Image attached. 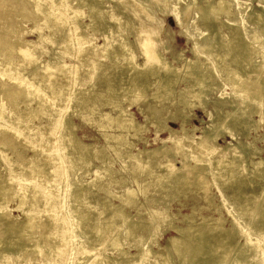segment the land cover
I'll return each instance as SVG.
<instances>
[{
  "label": "bare ground",
  "instance_id": "6f19581e",
  "mask_svg": "<svg viewBox=\"0 0 264 264\" xmlns=\"http://www.w3.org/2000/svg\"><path fill=\"white\" fill-rule=\"evenodd\" d=\"M87 1L90 2V0ZM136 1L138 4L145 5L148 0ZM154 1L159 4L158 9L163 13H168L171 9V15L177 21H175L176 24L182 26L185 32H190L191 23L184 21V14L189 11L192 5L191 0H187L182 7L180 6L182 0ZM170 1L173 5L169 4ZM205 1L204 6H197L199 9L197 20L199 26L203 27L208 34H204L202 39L196 42L198 52L193 49L194 59L185 61L187 62L184 64L185 66L179 68L173 67L171 61L168 62L165 57L160 55L156 44H154V38L150 35V29L143 25L142 21L143 26L140 24L136 40L143 60L142 62L130 61L133 59L131 53L134 49L130 42L126 43L124 30L131 29L136 22L128 14L132 6H126L127 2L126 5H123L124 2L122 4L121 1L116 0L111 8L105 7L103 1L87 3L90 6L87 13H84L82 6L86 0H16V5L11 3L13 0H0V64H6V69L14 73L5 84L1 82L0 94L2 101H7L13 109V113L18 115L17 119H12L9 112L0 111L2 117L12 121L7 128L14 132L9 135L6 127L0 128V217L2 219L10 215L4 214V211L10 201L16 200L17 208L24 213V221L20 224V235L28 240H33V244L28 248L26 245H19L15 248V244L11 242L6 244L7 238L2 235L0 237V264H11L7 257L11 253L23 255L20 260H24V264H32V260L36 259L37 253L40 251H43L44 256L43 260L37 264H62L66 254L68 264H91L93 262L92 252L97 246L103 244L105 239L109 238L113 247L120 249L121 238H135L137 232L140 231H146L148 235H140L138 243L131 242L132 246L138 247L135 254L130 255L123 252L120 259L110 262L109 257L105 256L103 262L107 264H146L155 254L151 249V238L156 236V230L161 223L166 224V229L175 230L178 235H171L168 238L167 244L163 247L165 253H159L162 260H157V264H174L170 259L172 254L178 257V264H264V187L258 186L260 191L255 190L251 197H246L247 193L251 192L247 187H250L249 181L252 176L264 180V157L260 156L261 148H254L250 142H243L239 137L248 134V127L251 125L249 112H253V104L248 101L239 103L234 99L226 100L224 97L216 99V105L230 106L231 109L220 110L216 107V116L208 126V131L203 129L201 135L195 139L193 131L196 127L188 129L185 125V109L194 104L188 99V95L193 96L202 107H205L204 92L206 91L204 89L209 90L213 86L219 85L213 79V66L216 68L224 66V79L229 81V85L233 86L235 91L240 89L247 95H251L252 98H259V103L264 105V70L259 72L260 74L255 73L258 81L252 89H248L242 80L244 76L253 72L254 66H264V53L260 52L261 48L264 49V35H258L259 30L246 25L247 21H252L251 24L254 25H260V23H264V18L263 15H255L256 11L254 10V13H249L247 11L249 6L244 0ZM231 2H236L237 5ZM74 4H77L78 7H74ZM144 7L153 12L149 6L145 5ZM227 11H230V17L221 18V15H225ZM9 15L18 16V20L21 18V22L9 21L10 18L8 21H4L3 19ZM84 15L89 17V22L86 21L85 24L82 19ZM125 16L129 18L122 24L121 19ZM112 18L114 20L111 24L109 20ZM154 18H156L154 14H150L148 17V19ZM37 19L43 22L42 25L34 24L30 29L23 28L28 21ZM106 24L113 29V35H115L113 38L119 39V45L117 43L114 45L115 40L110 34H106L101 43L93 44L92 35L85 30L88 27L98 29L101 26H107ZM262 26L264 25L262 24ZM222 27L227 28L228 32L222 31ZM44 28H47L49 33L42 35L39 32ZM243 28L248 31L243 33ZM28 31H37L38 40L50 42L52 46L43 48L39 41L23 39V35ZM217 34H221L220 37ZM161 43L162 40H160ZM112 46L116 47L114 56L107 53L110 52L109 49ZM40 48L41 50L37 52V49ZM125 48H127L126 51ZM43 54L46 57H43ZM200 54H203L205 59H199ZM23 55L25 62H21ZM33 55L36 56L37 64H31L28 59ZM106 55L107 58H105ZM66 57L70 59L69 62L64 61ZM254 58H259L260 61L252 62L251 60ZM124 59L129 61L122 63ZM80 65L86 68L84 67L81 71ZM160 69L163 74L159 76V81L155 79L158 82L152 87L155 82L151 78L158 75ZM82 74H86L84 83L92 84L94 79H98L93 85L97 89L95 92H89L87 89L82 90L83 83L80 81ZM189 75L192 78H189ZM179 80H187L185 87L176 88V83ZM175 93H178V98ZM127 95L128 99H130L129 97L132 99L127 105L122 106L121 102ZM150 99H154V103H151ZM166 100L176 104L174 111L168 109L167 118L179 119L178 129L170 127L166 122V117L160 116L161 109L159 107ZM34 101L37 103L36 106L32 105ZM134 102L146 103L145 108L138 106L144 115L145 123L135 122L132 113L128 111L127 106ZM104 106L116 108L115 114L113 115L107 110L101 111ZM163 106L165 107L164 104ZM144 110H147L146 114H144ZM189 113L191 112L189 111ZM94 114L104 115L108 121L115 122L121 130L127 131L128 134L132 129L133 133L127 137L121 132L118 134L105 132L103 134L106 140L112 137L115 141L112 148L119 157H126L137 162L140 161L141 154L150 157L163 152L181 150H185L186 153H194L195 162L193 165H188V169L193 174L192 177L186 173L173 172L176 169L169 161H166L165 164L170 171L150 174L153 176L152 183L162 179L166 181L160 187L162 197H170V189L180 191L184 184H200L196 178L206 174V166L203 162L216 151L215 145L210 141L211 137L214 138L209 133L210 131L219 134L223 129L231 137L236 138L237 144L227 143L221 148L224 152L231 151L232 157L230 159L219 158L213 160L211 164L213 168L220 165L218 177L225 179L224 188L239 203L238 212L232 214L230 226H222L221 221L224 217L220 215L218 218H211L213 219V221L210 220L213 222L211 224L199 223L202 224L201 227H195L188 222L186 226L178 227L173 224V213L167 214L163 210L152 208H146L154 216L152 220H144L140 214H137L138 220H132V216L125 214L121 206L122 204L140 203L138 202V193L143 192L141 188H126L124 193L113 194L120 199L121 203L119 204L111 203L106 199L107 197L92 199L87 195L86 191L93 192L92 186L101 187L94 183L99 176L89 178L88 182H84L78 177L75 180L73 175L81 169L76 166L75 160H82L87 164L90 156L100 154L102 155L100 157L101 166L107 170L105 175L110 179L112 176L109 169V158L106 154L103 155L107 151L106 147L97 148L94 143H84L81 138L75 135V124L71 122L72 115L79 116L85 123L92 121L91 117ZM33 119H37L38 123ZM160 121L163 123L161 129L169 131L171 145H167L165 140H162V145L154 149H143L144 151L138 150L134 153L131 149L134 147L136 137L141 138V131L145 130L148 125H156ZM23 122L25 124H22ZM252 125L254 129L258 128L255 121ZM17 129L24 136L31 135L25 131H32L38 136L43 135L45 139L42 147L30 145L29 142L19 144L14 142L13 138ZM57 129L58 131H56ZM57 145H59L60 151L56 148ZM243 146L250 147L248 152L252 157L251 167L240 158ZM5 147L8 149L6 150ZM28 150L31 155L24 154ZM64 158L69 162L62 163ZM3 159L8 161L9 166L2 162ZM156 162L157 160L145 161L142 171H146L151 164L154 165ZM64 164L63 170L73 172L68 175L67 179L64 178L63 172L58 171L59 167ZM8 167H10V172L18 175L15 180L11 177L7 178L6 173H3ZM124 168L127 167L124 166ZM86 169H89L88 165ZM97 169H99L98 165ZM136 175L133 176L136 177ZM30 180L43 184L44 189L30 184ZM126 180V176L122 175L115 181L124 182ZM71 184H73L72 187ZM87 185L89 189L86 190ZM254 185L251 184L252 187ZM219 187L222 188L220 185ZM59 191L62 192V195L54 200ZM206 199L210 201V197H206ZM148 200L154 204L161 202L154 196ZM57 202L63 204V209L58 208ZM28 204L35 207L44 204L41 209L49 216L48 222H41L42 218L38 216L36 222L38 224L35 226L32 222L34 214L29 210H24ZM88 204L93 207L95 205L110 206L113 212L98 215L96 211L95 213L91 212L92 208H86ZM82 207L86 210H83ZM92 214L96 218L92 223H89ZM116 216H122L129 221L128 227L122 229L123 231L120 233L115 231L118 225L115 223ZM182 217L183 219L187 218V221L192 220L189 214ZM208 224L210 226L205 229L204 227H207ZM37 227L40 228V236L33 238ZM235 235L242 241L235 243L232 240ZM29 258L33 259L29 260Z\"/></svg>",
  "mask_w": 264,
  "mask_h": 264
},
{
  "label": "rangeland",
  "instance_id": "374dc122",
  "mask_svg": "<svg viewBox=\"0 0 264 264\" xmlns=\"http://www.w3.org/2000/svg\"><path fill=\"white\" fill-rule=\"evenodd\" d=\"M17 1H19V0H17ZM72 1H75V0H72ZM101 1L105 2V7H107V8H109V7L111 8L113 6V4L116 2V0H90V2H88L86 0V3H84L85 6L84 5L82 6V10H83L82 12L87 13L89 6H90L89 5L90 3H99ZM117 1L118 2L121 1L120 3L124 2V4L122 3L123 5H126V2H127L126 6H128V5L132 6L130 8V10L128 11V14H129V16H132L136 22V24H134V27H132L133 29L132 28L131 29L126 28L124 30L126 43L130 42L133 49H134L133 53H131L133 59H130V61L135 60L134 62H136V60H137V62H142V60H143V57H142L143 55L141 54V51L137 45V40H136L137 34L139 33V30H140V27H139L140 24H141V26L145 25L146 27H148L150 29V31H151L150 35H152V37L154 38V41H155L154 44H156V47L159 50L160 55L163 58L165 57V59L168 60V62L171 61L170 63L173 67L176 66L179 68H182L183 66H185L184 64L187 63L185 61H187V60L189 61V60H191V58L194 59L193 49L196 52H198V49H196L197 48L196 42L200 41L204 34L205 35L208 34L207 31H205V29L203 27L199 26V21L197 20L198 19L197 15H198V10H199L197 6L198 5L204 6V4L206 3L205 0H191L192 5L190 6L189 11H187L184 14V21L185 22L189 21V23H191L190 27H189V30L191 33L185 32L184 29L182 28V26L176 24L177 21L171 15L172 14L171 9L168 13L161 12L158 9L159 4L156 3V1H154V0H148L145 4V5L149 6V8H151L153 10V12H150L148 9H146L144 7L145 6L144 4H140V3L138 4L136 0H120V1L117 0ZM186 1L187 0H182V2H181L182 4L180 6L181 7L184 6L186 4ZM244 1L249 6L248 10H247L249 13H254V11H256L255 15L260 14V16L263 15V18H264V0H244ZM11 3L12 4L15 3L14 5H16V0H13V2H11ZM87 3H89V4H87ZM231 3L237 5L236 2H231ZM169 4L173 5V3L171 1L169 2ZM74 7H78L77 4H74ZM150 14H154L156 18L148 19ZM230 15H231L230 11H227L225 13V15H223V14L221 15V18L230 17ZM84 16L82 19H83V23L85 24V23L89 22V17H86V16L84 17ZM7 17H5V19H3V20L8 21L10 18L9 21H16L18 23L21 22L20 21L21 18L18 20V16L9 15L8 19H7ZM185 17L187 18V20ZM13 18H14V20H12ZM128 18H129L128 16L123 17L121 19V23L123 24V22L125 20H128ZM252 18H253V16H252ZM113 20H114V18L110 19L109 22L112 24ZM141 21H142L143 25H142ZM42 23L43 22L39 21L38 19L28 21L23 28L30 29L34 24L42 25ZM246 23H247L246 25L248 27H252V28L255 27V29L259 30L258 35H260V36L264 35V26H262V24L264 25V23H260V25L251 24L252 21H247ZM88 28L87 29L85 28V30L88 32V34L92 35L93 44L101 43L104 39V36H106V34H110L112 36V38L115 36V35H113L114 34L113 29L109 28L108 25L107 26H101L98 29L93 28V27H88ZM130 30H132V31L130 32ZM221 30L224 32H228V29L225 27H222ZM246 31H248V30H246V28H243L242 32L245 33ZM31 32L28 31L27 33H25L23 35V39H25V40L26 39L27 40L33 39V40L39 41L40 42L39 44L43 48H50L52 46V43H50V42H46V41L44 42L41 39L38 40L39 34L37 31H33L32 33ZM39 33H41L42 35L48 34L49 30L47 28H44ZM128 34H130V35H128ZM99 35H101V36H99ZM220 35H218V37H220ZM222 35L224 36V34H222ZM168 36H169V40H168ZM97 37H98V39H96ZM113 39L115 40L114 45L116 43H117V45H119V42H118L119 39H117V38H113ZM160 40H162L161 44H160ZM163 44H165V45L163 46ZM165 46H166L167 50H164V49H166V48H164ZM40 50H41V48L37 49V52H39ZM115 50H116V47L112 46V48L110 47V49H109L110 52H107V53H111L114 56ZM123 50H124V48H123ZM126 50H127V48H125V51ZM176 52H178V53H176ZM260 52L264 53V49L261 48ZM29 53H32V52H29ZM127 53H129V52H127ZM176 55H178V56H176ZM31 56H32V54H31ZM199 56H200L199 59H201V60L205 59V56L203 54H200ZM43 57H46V55L43 54ZM0 58H1V55H0ZM105 58H107V55ZM173 58L175 61L173 60ZM25 59H27V58L25 57ZM28 59L31 62V64L32 63L33 64L38 63L35 55H33L32 58L29 57ZM68 59L66 57V58H64V61L69 62L70 59L69 60ZM128 61H129L128 59L127 60L124 59L122 63H125ZM251 61L256 62V61H260V59L254 58ZM16 62H18V61H16ZM21 62H25L24 55L22 57ZM30 66H33V65H30ZM84 67L85 66H83V65L79 66L81 71L83 70ZM6 68H7L6 64H0V85L5 84V82L9 80L8 78L11 77L12 74H14L13 71H9ZM212 68H213V72H214L213 79L219 85L215 86V87L213 86L212 89H209V90L208 89L206 90V88L204 89V91H206V92H204L205 93V97H204L205 107H202L200 102L197 99H195L193 96L188 95V99L191 102H193L195 105L193 104L192 105L193 107L187 106V108L185 109V117H186L185 125H186V128L191 129V128L196 127L195 130L193 131V133H194L193 138L195 139V138H197V136L201 135L203 129L208 131V129H209L208 126L212 122L213 118L216 116V107H218L220 110L231 109L230 106H221L220 107V106L216 105V103H215L216 99L224 97V98H226V100L234 99V100H237L239 103L243 102V101H248L249 103L253 104V106H254L252 108L253 112H249L250 120L252 121V122L250 121L251 129H249V127H250L249 126L248 127V134L242 135L239 137L243 142H247V143L250 142L252 147L261 148L262 152L260 153L261 154L260 156L264 157V152H263L264 151V111H263L264 105L259 103V101H258L259 98L258 99L254 98V97L252 98L251 95H247L244 91H242L240 89H237V91H235L232 88L233 86L229 85V81L224 79V76H225L224 75V66H221L220 68H216L215 66H213ZM262 70H264L263 65L258 66V67L254 66L253 72L243 77L242 80L244 81V85L246 84L248 89H252L255 87V85L257 84V81H258V79L256 78V74H260L259 72H262ZM1 74L4 76H2ZM161 74H163V72H161V69H160L158 75L156 74L155 76H153L151 78V80H153V82H155L152 85V87L155 86V84L159 81V76ZM189 78H192V76L189 75ZM80 79H81L80 81L83 83L82 84L83 85L82 90L87 89V90H89V92H95L97 90L96 87H93V85L96 84L95 82H97L98 79H96V80L94 79L93 80L94 82L92 81V84L84 83V80L86 79V74L85 75L82 74V76H80ZM155 79L158 81H156ZM1 82H2V84H1ZM185 83H187V80H185V81L179 80V82L176 83V88L178 89L179 87L180 88L185 87ZM151 89H149V90L151 91ZM106 92H107V90H106ZM144 95H146V93H144ZM175 95L178 98V93H175ZM1 97H2V95L0 94V111L5 110L6 112H9V114H11L12 119H17L18 115L13 113V109H11L12 108L11 105L7 101H4V100L2 101ZM143 97H145V96H143ZM129 98L132 99L131 97H129ZM130 99H128V95L125 96V99L123 98L121 105L122 106L127 105L129 103ZM142 99L143 98H141V100ZM150 101H151V103H154V99L153 100L150 99ZM34 103H35V105H34ZM36 104H37L36 101L32 102L33 106H36ZM163 104L165 105V107L163 106ZM139 105L142 106L143 108L146 107L145 102H138V103L134 102L132 105L127 106V109L130 113H132V118L135 122L138 121L140 123H145L144 122V115L138 109ZM175 107H176V104L170 103L168 100H166L165 102H162L159 109H161L160 116L162 115V116L166 117V122L169 124V126L174 128V129H178L179 125H180V120L179 119L174 120V119L167 118L168 113H169L168 111L169 110L174 111ZM99 110H100V108H99ZM102 110L110 111L114 115L116 108L104 106V107H102L101 111ZM189 111L191 113H189ZM186 112H187V114H186ZM146 113H147V110L146 111L144 110V114H146ZM91 119H92V121H90V122L87 121L84 123L81 121L79 116L77 117L76 115H72L71 116V122L75 124V135L77 137L81 138V140L84 143H94L97 148H105L106 147L107 151H106V153H103V155L106 154L107 158H109V162H110L109 169L112 172L111 179H110V177L105 175L107 170L101 166L102 164H101L100 157L102 155H100V154H96V156L95 155L90 156L89 162L87 164H85V162L82 160H75L76 166L81 168L80 170H78L73 175L75 177V180H76V177H78L80 180L82 179V181L88 182L89 178L91 179L92 177L99 176V178H97L96 182L94 181V183H97L99 185V187L101 185V187L96 188L95 186H92L91 190L93 192H89V190L86 191L87 195L92 197V199H96V198L99 199V198L107 197L106 199H108V201H110L111 203L119 204V203H121L120 199L118 197L114 196L113 194L124 193V190L126 188H134V189H138V188L140 189L141 188V190H143V192L138 193V202H140L141 205H140V203H136L135 205L122 204V206H121V209L125 212V214L132 216V218H131L132 220H138L139 214L142 216V219H144V220H149V221L152 220L154 218V216L152 215V213H150V211L146 210V208H152L154 210H159V209L163 210V212L167 213V214L173 213L174 214V218H172L173 224L178 226V227L186 226L187 222L189 224L195 226V227H201L203 223H209V224L213 223L212 222L213 219H211V218H218V217H220V215H222L224 217L223 221H221L222 226H224V227L230 226V223L232 220V214H236L238 212L237 206L239 203L236 202L234 200L233 196L228 194L227 193L228 191H226V188H224L225 179L218 177V170H220V168H221L220 165L217 166L216 168H213L211 166V164H212L213 160H216L219 158L230 159L232 157L231 151L224 152L221 150V148L224 147L225 145H227V143H230L232 145L237 144L236 138L234 139L233 137H231L223 129H222L221 133H219V134H215V131H210L209 133H211V135L214 137V138L211 137L210 141L215 145L216 151L213 154H211V156L207 157L204 162L202 161L203 164L206 166V174H205V176L199 175L196 178L200 184H198V185H196V184L195 185L194 184H190V185L184 184V186L181 187L180 191L170 189V193H171L170 197H168V196L162 197L161 193H160L161 192L160 187L166 181L164 179H162L161 181H157V182L152 183L151 179L153 176L150 174L152 172L163 173L164 171H170L168 166L165 164L166 161H169L171 163V165L176 169L173 172L186 173L192 177L193 174H191V171L188 169V167H189L188 165L194 164V162H195V159L193 157L194 153L190 152V151H189L190 153H186V152H184L185 150H183V151L181 150V151L163 152V153L157 154V156H150V157H148V156L146 157L144 154H141L140 155V161H137V162L133 161L132 159H128L126 157H119L112 148L113 144H115V141L112 139V137L109 140H106L105 137L103 136V134L105 132L114 133V134H118L121 132V133H123L122 135L127 137L130 133H133L132 129L130 130V132L128 134L127 131L121 130L120 127H118L115 122L108 121V119L105 118L104 115L99 116L97 114H94L91 117ZM33 120H35V122L38 123L37 119H33ZM42 121H43V119H42ZM253 121H255L258 128H255V129L253 128L254 127L252 125ZM10 123H12L11 120L6 119L0 115V128L1 129H2V127L7 128ZM22 124H25V123L23 122ZM162 125H163V123L161 121L158 122L156 125H151V124L148 125V127H146L145 130L141 131V134H142L140 136L141 138L138 139L136 137V139L134 140V147H132L131 150H133V152L136 153L138 150L154 149V148L158 147L159 145H162V140H165L167 145H171V138H170V135L168 133L169 131L167 129L162 130L161 129ZM7 131H8L7 133L9 135H12L14 133V132H12V130H8V128H7ZM56 131H58V129ZM25 132L28 134H31V135L24 136L20 130L16 131L14 134L15 137L13 138L14 142H16L17 144L22 143V142H29L30 145L33 144L37 147H42V143L44 142V139H45L43 135L38 136L37 133L33 134L32 131H25ZM35 139H37V140L35 141ZM108 146H111V147L108 148ZM187 147L188 146H186V148ZM56 148H58V151H60L59 145H57ZM248 148L250 149V147H248ZM248 148L246 146L242 147L243 152L240 155V158L244 161L245 164H247L249 167H251L250 160L252 159V157L250 156V154L248 152L249 151ZM5 149L7 150L8 147L7 148L5 147ZM24 154L31 155V152L28 150V151H25ZM149 160H157V162L154 165L151 164V166L149 168H147L146 171H142V166L145 165L144 164L145 161L149 162ZM2 162L4 164L6 163V165L9 166L8 161L3 159ZM63 162L68 163L69 160L64 158L62 163ZM87 165H88L89 169H86ZM97 165L99 166V169L96 170ZM124 166H126L127 168H124ZM64 168H65V164L62 165L61 167H59L58 171L63 172V174L65 175L64 178L67 179L68 175L72 174L73 172L71 170L65 171V170H63ZM3 173L4 174L6 173L7 178L11 177V178H14V180L18 176V175H15L14 173L10 172V167H8L7 170H4ZM136 174H138V175H136ZM122 175L126 176V179H127L126 181H124V182L115 181V180L119 179ZM133 175H136V177H134ZM30 181H31V182H29L30 184H35L38 188L44 189L43 184H41L39 182L32 181V180H30ZM113 181H115V182H113ZM147 181H149V182H147ZM170 182H171V180H170ZM68 183H70V182H68ZM249 183H251L253 185L256 184V185H254V187H252L250 184V187L249 186L247 187L249 192L250 191L251 192L247 193L246 197H251L252 192H254L255 190L260 191V188H258V186L264 187V180L260 179L258 177H255V176H252L250 178ZM219 185L222 186V188H220ZM72 186H73V184H71V187ZM87 189H89L88 185L86 187V190ZM184 191H185V195H184ZM59 195H62L61 191H59L58 194L54 197V200ZM151 196H154V197L160 199L161 202L156 203V204L151 203V201L148 200V198H150ZM260 196H262V195H260ZM206 197L207 198L210 197V201H208L206 199ZM16 205H17L16 200L10 201L7 205L6 210L4 211V214H6V215L10 214V215L6 216L5 218H2V219L0 217V237L2 235L6 236V238H7L6 244L8 242H11L12 244H15V246H14L15 248L19 245L20 246L26 245V247L28 248L31 246V244H33V240L32 239L28 240L27 238H24L22 235H20L21 234V232H20L21 231V225L20 224L24 221V213L22 212V210L18 209ZM56 205L58 206L59 209H63L62 203L57 202ZM43 206H44V204H39L37 207L28 204L24 208V210H26V211L29 210L32 214H34L35 217L33 216L32 222L34 223L35 226L38 224V223H36L38 221V218H37L38 216H41V218H42L41 222H48V220H49V216L47 215V213L41 209ZM86 208H88V209L92 208L91 212L95 213V211H96L98 213V215H103V214H108V213L113 212V209L110 206L100 207L98 205H95V207H93V206H90L88 204L86 206ZM86 208L82 207L83 210H86ZM186 214H189L192 217L191 221H187L186 220L187 218L183 219L182 216L186 215ZM0 216H1V213H0ZM202 217H206V218L203 219ZM95 218L96 217L93 216V214H92L91 220H89V223H92L95 220ZM204 220H205V222H204ZM207 220H208V222H207ZM210 220H212V221H210ZM115 223L118 224L115 231H119V233H120L121 231H123L122 229H124V228L126 229L128 227L129 221L127 219L122 218V216H116ZM199 223H202V224H199ZM209 224L206 225L207 227H204V228L207 229L210 226ZM9 226H11V227H9ZM39 230H40V228L37 227V232H36V234H34L33 238L36 236H40ZM140 235L146 236V235H148V232H146V231L137 232V236L135 238L134 237H130L128 239L121 238L120 242H119L120 243V246H119L120 249H115V247H113L111 240H109V238L105 239V242L103 244H101L100 246H97V248L92 252L93 262L91 264H107V263L103 262V258L105 256L109 257V262H110L111 260L114 261V260L120 259V257L123 256L122 255L123 252H127L130 255L135 254L138 250V247L132 246L131 242L138 243V241L140 240V237H141ZM171 235H178V234H176L175 230H173V229H170V230L166 229V224L161 223L159 228H157V230H156V236L153 239L151 238V249L155 252V254L148 260V262L146 264H157L156 263L157 260L161 259L160 254L165 253L163 247L167 244L168 238ZM232 240L235 243H239L240 241H242V239L240 237H238L237 235H235L232 238ZM66 251H67V249H66ZM43 256H44L43 251H40L39 253H37L36 259L29 258V260L33 259L32 264H37L43 260ZM7 257L11 261V264H24V262H25L24 260H20L21 257H23V255H20L18 253L17 254L11 253ZM66 257H67V254L65 255L64 260L62 261V264H68V259ZM170 259L173 261L174 264H178V257L175 254H172ZM0 260H1V258H0ZM110 264H112V263H110Z\"/></svg>",
  "mask_w": 264,
  "mask_h": 264
}]
</instances>
